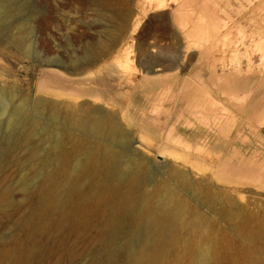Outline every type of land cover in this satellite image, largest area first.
I'll return each instance as SVG.
<instances>
[{
  "label": "rangeland",
  "instance_id": "1",
  "mask_svg": "<svg viewBox=\"0 0 264 264\" xmlns=\"http://www.w3.org/2000/svg\"><path fill=\"white\" fill-rule=\"evenodd\" d=\"M217 2L212 0L209 10ZM141 3L143 0H0V108L8 111L0 113V140L10 138L13 145V150L0 158V197L4 195L11 204L10 218L8 213L0 214V241L9 234L11 240L14 231L23 234L16 225L31 208L24 204L29 198L23 188L35 175L42 180L43 167L21 138L15 142L17 136L37 123L31 136L42 154L51 143L43 127H62L71 105L84 101L102 105L125 125L134 149L147 161L144 179L148 189L151 176L164 178L167 171L178 169L194 181L214 185L220 194H230L240 205L250 199L264 201V124L253 115L264 113V89L252 91L257 78L251 76L240 88L251 93L249 98L242 104L227 102L209 83L218 85L220 64H227L233 54L231 42L216 38L207 55L197 54L198 48L189 53L184 47L188 40L181 35L188 27L176 23L174 5L171 10L157 8L147 13L141 11ZM191 7L199 9L201 5ZM202 10L207 19L208 10L203 6ZM216 17L220 31L230 17L222 11ZM104 46L111 47L110 53L89 64V57ZM188 81L206 83L216 97L214 105L206 106V97L199 99L191 89L183 91ZM221 99L227 108L221 106ZM54 114H59V122L53 121ZM170 129L175 137L190 143L192 150L168 139L166 131ZM114 144L121 154L131 150L129 143L117 140ZM195 145L207 149L209 155L196 154ZM110 198L107 200H113ZM189 205L198 207L191 200ZM204 210L208 211L207 207ZM213 221L217 227L208 225L205 241H201L200 228L194 232L191 228L190 235L181 231L180 248L171 252V258L191 264L198 254L194 248L204 241L211 242L210 264H238L234 258L242 255L246 242L233 235L225 222ZM205 225L200 224L202 228ZM219 227L227 229L226 237L219 235ZM71 229L51 241L54 249L40 264H124L123 246H118L120 253L112 259L106 250L110 247L101 248L102 229L80 233ZM138 234L123 235L122 242L131 239V244L136 243ZM233 242L236 245L232 246Z\"/></svg>",
  "mask_w": 264,
  "mask_h": 264
},
{
  "label": "bare ground",
  "instance_id": "2",
  "mask_svg": "<svg viewBox=\"0 0 264 264\" xmlns=\"http://www.w3.org/2000/svg\"><path fill=\"white\" fill-rule=\"evenodd\" d=\"M211 1L143 0L140 9L142 12L157 8L171 10L174 5L172 12L176 23L180 27H188L181 35H185L188 40L184 47L189 53L198 48L197 54L207 55L214 49L216 38L221 41L229 40L234 47L233 58L227 64L221 62L219 68L222 74L216 76L217 79L220 77L218 85L209 84L217 92L219 90L227 102L242 104L251 93H244L240 88L248 83L251 76L257 78L252 91L260 92L264 89V0H218V5L209 10ZM198 3L201 8L203 6L208 10L207 19L203 10L199 11L201 8L191 7ZM218 11H222L225 17H230L228 22L222 23L220 31L216 29L218 21L215 19ZM211 25L215 26L211 28ZM110 51L111 47L104 46L101 52L96 51L89 57L88 63L95 64ZM74 67V71H78L79 68ZM145 71L150 73L149 69ZM189 89L199 94V99L206 97V106H212L216 102L212 89L206 83L201 85L188 81L184 84L183 91ZM172 100L175 101L174 97ZM42 103L45 104L46 100L42 99ZM220 104L225 107L222 99ZM102 107L88 101L78 106L71 105L62 127L44 126L43 130L51 138V143L42 154H38L31 136L37 123L25 127L17 136L15 142L21 138L39 161L38 166L43 167L42 180L39 181L40 175H35V178H31V183L24 186L23 190L29 198L24 204L31 208L16 225V229L21 228L23 234L14 231L11 240L9 234L0 241V264H40L44 255L54 249V245H51L54 241H51L59 234L64 235L70 226L77 233L102 229L101 248L105 250L110 247L106 250L112 259L121 249L119 247L123 246L126 251L124 264H181L183 259L171 258V252L180 248L181 231L182 234L190 235L191 228H194L193 232L200 228L201 241H205L209 235L208 227H217L213 220L225 222L233 235L241 236L246 242L242 255L235 257L234 262L264 264L263 200L250 199L247 206L240 205L230 194H220L215 191L214 185L194 181L178 169L167 171L168 176L164 178L151 176V187L148 189L144 179L146 159L134 149L133 139L125 133V125L113 112ZM7 112V107L0 108V113ZM227 112L229 115V111ZM54 115L53 121L59 122V114ZM253 115H256L255 119L259 124H264V113L256 112ZM171 129L166 131L167 138L191 151L193 146L175 137ZM117 140L124 145L131 144V150L121 154L114 144ZM197 146L194 148L196 154L202 157L209 155L207 149L206 151L202 146ZM12 150L10 138L0 140V158ZM1 197L0 214L8 213L6 216L10 218V200H5L4 195ZM108 197L113 200H107ZM190 200L197 204V209L195 206H188ZM205 207L208 211L204 210ZM202 223L207 225L202 228ZM227 229L219 227V235H225ZM136 233L140 235L136 243L131 244V239L122 242L123 235L136 236ZM204 241L197 243L194 248L198 254L191 258V264H210L211 242ZM189 243V240L185 241L184 246L187 247ZM234 245L236 243L233 242L232 246Z\"/></svg>",
  "mask_w": 264,
  "mask_h": 264
},
{
  "label": "water",
  "instance_id": "3",
  "mask_svg": "<svg viewBox=\"0 0 264 264\" xmlns=\"http://www.w3.org/2000/svg\"><path fill=\"white\" fill-rule=\"evenodd\" d=\"M149 72H151V70H149Z\"/></svg>",
  "mask_w": 264,
  "mask_h": 264
}]
</instances>
